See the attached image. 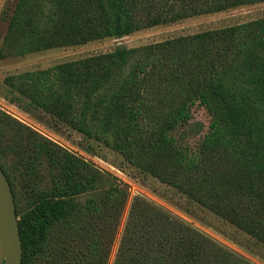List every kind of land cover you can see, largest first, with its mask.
Returning a JSON list of instances; mask_svg holds the SVG:
<instances>
[{
	"label": "trees",
	"instance_id": "1",
	"mask_svg": "<svg viewBox=\"0 0 264 264\" xmlns=\"http://www.w3.org/2000/svg\"><path fill=\"white\" fill-rule=\"evenodd\" d=\"M258 3L264 0H16L0 59ZM4 85L25 106L102 144L264 245V18L119 46L8 75ZM193 107L209 116L194 144L188 131L204 127L192 122ZM0 168L13 193L21 264L108 263L123 194L110 185L100 201H76L100 188L97 168L2 110ZM18 190L29 192L21 196L24 205ZM231 258L209 237L134 197L113 264H229Z\"/></svg>",
	"mask_w": 264,
	"mask_h": 264
},
{
	"label": "rangeland",
	"instance_id": "2",
	"mask_svg": "<svg viewBox=\"0 0 264 264\" xmlns=\"http://www.w3.org/2000/svg\"><path fill=\"white\" fill-rule=\"evenodd\" d=\"M15 2L16 0H0V48L7 27V17ZM259 18H264V3L242 6L220 13L195 16L177 23L137 31L119 39L108 38L81 46L0 59V110L83 159L89 165L97 168L103 175L100 188L95 192L78 197L76 199L78 204H84L90 200L100 201L110 185H116L123 194L125 204L113 236L107 264L114 262L129 207L134 197H142L158 205L195 231L212 239L217 245L233 255L232 261L227 259L229 264H264V245L191 202L173 188L129 166L120 155L105 148L102 144L69 129L40 110L25 106L24 101L17 99L16 94L10 92L4 85V78L12 74L47 69L60 63L108 53L119 46L133 48L179 36L229 27ZM192 114V122L201 123L204 127L203 131L198 134L188 131L187 141L194 144L205 132L209 123V116L200 107H193ZM25 192L18 190L22 205L26 201V196L24 200L21 197L26 195ZM108 236L109 234H107Z\"/></svg>",
	"mask_w": 264,
	"mask_h": 264
},
{
	"label": "water",
	"instance_id": "3",
	"mask_svg": "<svg viewBox=\"0 0 264 264\" xmlns=\"http://www.w3.org/2000/svg\"><path fill=\"white\" fill-rule=\"evenodd\" d=\"M22 245L13 193L0 168V264H21Z\"/></svg>",
	"mask_w": 264,
	"mask_h": 264
}]
</instances>
